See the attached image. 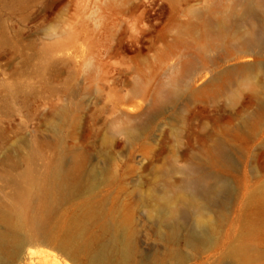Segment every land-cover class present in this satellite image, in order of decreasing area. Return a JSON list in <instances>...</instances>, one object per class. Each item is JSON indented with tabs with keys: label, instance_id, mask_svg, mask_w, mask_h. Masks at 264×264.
<instances>
[{
	"label": "rangeland",
	"instance_id": "1",
	"mask_svg": "<svg viewBox=\"0 0 264 264\" xmlns=\"http://www.w3.org/2000/svg\"><path fill=\"white\" fill-rule=\"evenodd\" d=\"M204 1L0 0V201H9L13 179L24 171L44 172L61 158L65 163L77 160L86 173H100L93 193L103 201L106 213L134 203L131 264H153L164 257L173 245L157 239V228L145 216L141 198L180 179L174 170L184 162L186 128L171 120L169 107L151 123L145 114L153 90L177 63V57L165 52L175 39L173 25L178 22L173 15L177 12L176 18L184 20L178 11L202 7ZM140 79L149 94L145 100L134 95ZM204 83L201 75L195 87ZM183 111V117L197 118L214 112L210 103L202 102L189 103ZM148 123L136 139L122 130ZM245 156L253 160L247 166L248 180L253 186L263 181L264 193V135L263 143L257 140ZM231 159L233 169L220 174L227 186L220 199L234 197L242 176L238 171L246 166L237 154ZM81 179L86 185V177ZM82 191L63 203L59 213L73 215L86 188ZM182 215L189 225L193 216ZM250 218L255 223L240 238L251 264H264V204L263 217ZM90 230L100 236L98 224L91 223ZM108 238L109 234L101 238V244ZM180 249L186 252L182 242ZM189 257L187 264L200 263ZM80 261L85 262L84 256ZM19 264L74 263L52 248L34 246Z\"/></svg>",
	"mask_w": 264,
	"mask_h": 264
},
{
	"label": "bare ground",
	"instance_id": "2",
	"mask_svg": "<svg viewBox=\"0 0 264 264\" xmlns=\"http://www.w3.org/2000/svg\"><path fill=\"white\" fill-rule=\"evenodd\" d=\"M204 2L202 7L191 5L178 11L184 20L176 18L177 12L173 15L178 22L173 25L175 39L165 52L177 57V63L153 90L145 114L151 123L164 107L173 109L171 120L185 125L187 145L182 166L174 170L180 179L141 198L145 216L157 228V239L173 245L153 264H187L189 255L200 260L198 264H251L240 235L254 225L251 216L263 217V181L251 185L246 171L253 160L245 155L257 140L263 143L264 3ZM240 59L245 62L233 64ZM201 75L205 83L197 88ZM138 86L134 95L149 98L141 79ZM200 102L210 103L213 114L181 115L183 107ZM148 126L133 124L122 130L136 139ZM234 154L246 166L238 171L242 176L236 181L234 197L220 199L227 191L220 174L233 169ZM31 169L13 179L9 201H0V264H19L34 246L52 248L74 264H131L134 203L114 206L106 213L103 201L93 193L100 173H86L77 160L65 163L61 158L44 172ZM80 176L86 177V185H81ZM84 188V199L74 214H60L61 205L80 196ZM184 212L193 216L189 225L183 223ZM91 223L98 224L100 236L90 230ZM107 234L108 240L101 244ZM83 256L85 262L80 261Z\"/></svg>",
	"mask_w": 264,
	"mask_h": 264
}]
</instances>
